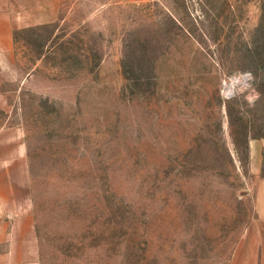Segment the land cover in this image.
<instances>
[{
    "label": "rangeland",
    "instance_id": "rangeland-1",
    "mask_svg": "<svg viewBox=\"0 0 264 264\" xmlns=\"http://www.w3.org/2000/svg\"><path fill=\"white\" fill-rule=\"evenodd\" d=\"M11 60L40 264H226L264 185V0H72Z\"/></svg>",
    "mask_w": 264,
    "mask_h": 264
},
{
    "label": "crops",
    "instance_id": "crops-1",
    "mask_svg": "<svg viewBox=\"0 0 264 264\" xmlns=\"http://www.w3.org/2000/svg\"><path fill=\"white\" fill-rule=\"evenodd\" d=\"M72 0H0V109L7 111L3 88L15 80L11 60L13 32L53 22L62 4ZM251 171L257 172L255 154ZM255 217L235 244L226 264H264V185L255 191ZM0 264H40L26 175L25 148L19 131L0 119Z\"/></svg>",
    "mask_w": 264,
    "mask_h": 264
},
{
    "label": "bare ground",
    "instance_id": "bare-ground-1",
    "mask_svg": "<svg viewBox=\"0 0 264 264\" xmlns=\"http://www.w3.org/2000/svg\"><path fill=\"white\" fill-rule=\"evenodd\" d=\"M235 84V83H234Z\"/></svg>",
    "mask_w": 264,
    "mask_h": 264
}]
</instances>
